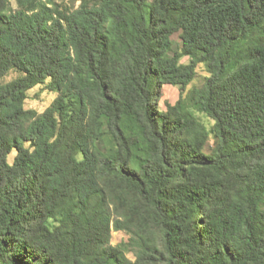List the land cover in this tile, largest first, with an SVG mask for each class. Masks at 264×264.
<instances>
[{"label":"trees","instance_id":"obj_1","mask_svg":"<svg viewBox=\"0 0 264 264\" xmlns=\"http://www.w3.org/2000/svg\"><path fill=\"white\" fill-rule=\"evenodd\" d=\"M13 2L0 0V264H264V0ZM43 84L56 98L25 109ZM165 85L180 93L161 110Z\"/></svg>","mask_w":264,"mask_h":264},{"label":"rangeland","instance_id":"obj_2","mask_svg":"<svg viewBox=\"0 0 264 264\" xmlns=\"http://www.w3.org/2000/svg\"><path fill=\"white\" fill-rule=\"evenodd\" d=\"M10 2H11L13 9H15V4L13 0H10ZM55 2L62 6L68 7L70 9H75L79 4V0H55ZM173 40L176 46L177 38L174 37ZM187 62H188V59L185 57H183L180 60L181 64H185ZM17 76H18V73L14 70L13 71L11 70L7 73V75L3 78L2 81L8 82L16 78ZM206 76H207V72L204 66L198 65L196 68V75L194 77V80L184 89V93H186L192 87L202 86ZM179 93H180V88L178 86L165 85L162 90V97L158 103V108L161 110H164L165 102L173 104L178 99ZM56 96H57V93L52 90H48L45 84L38 85L27 92V98L24 101V108L29 109V110H34L37 113H42L52 103V101L56 98ZM194 114L199 119V121L205 126V128L208 131H211L213 122L201 113L194 112ZM214 144H215V139L213 137V134L210 133L207 143L204 147V152L209 153L211 149L213 148ZM13 156H14V153H12L9 156V162L12 161ZM48 224L51 227H53L55 225V222L49 221ZM127 241H128V235L125 234L124 232H112L111 233L110 243L112 246H117ZM125 255L128 259H130V261L133 262L135 260L134 255L130 251H125Z\"/></svg>","mask_w":264,"mask_h":264}]
</instances>
